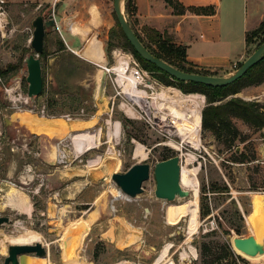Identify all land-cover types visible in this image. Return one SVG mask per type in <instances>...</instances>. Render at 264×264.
Returning <instances> with one entry per match:
<instances>
[{"label":"rangeland","instance_id":"1","mask_svg":"<svg viewBox=\"0 0 264 264\" xmlns=\"http://www.w3.org/2000/svg\"><path fill=\"white\" fill-rule=\"evenodd\" d=\"M62 5L69 9L59 10ZM50 8L54 9L57 27L46 31L44 50L47 55L39 56L44 88L43 93L34 98V109L41 114L45 106L44 115L64 119L66 132L49 138L32 134L19 123L12 127L5 125L0 135V189L8 188V184L21 188L30 195L33 211L27 215L7 207L0 191V216L13 220L0 226V264H4L9 245L36 242L46 247L47 257L40 262L35 259L32 264H264V213L256 225L247 222L255 197L259 192L264 195V127L256 128L233 118L239 130L235 140L226 134L217 138L203 128L202 145L197 149L184 148L185 153L194 156L188 168L193 169L199 189L197 231L191 233L190 217L174 218L167 211L170 201L178 205L187 197L165 200L154 194V165L176 152L169 146L156 145L163 137L143 117L128 116L120 108L126 101L145 115L134 100L118 94L120 86L114 74L106 73L100 97L96 93L98 69L104 64H115L112 51L120 47L129 51L123 45L114 0H0V118L15 111L12 103L3 99L4 86L10 87L15 80H20L22 88H28L24 59L34 52L31 47L33 20L39 14L47 16ZM123 13L144 45L150 51L157 50V44L150 41L146 30L137 27L134 17L127 12L126 0ZM78 17H82L78 23L82 29L92 27L84 36L75 33L76 53L62 41L60 25L69 28L71 24L68 23H74ZM96 40L104 46L105 61L97 62L83 55L85 47ZM263 41L262 33L251 36L239 63L242 64ZM176 62L190 68L185 61ZM10 64H18V67L3 75L1 71ZM238 68L216 73L228 77ZM147 71L157 89L180 88L176 82L165 83L158 74ZM232 97L255 100L264 106V81L243 86L226 99ZM115 123L121 126L118 136L112 133ZM87 130L98 134L97 146L84 154L76 153L69 136ZM138 143L150 152L142 162L151 164V176L136 198L117 196L120 189L105 167L93 170L88 179L66 176L75 169L86 168L91 159L108 156L118 159L119 169L125 171L141 161V157L135 155ZM51 150L56 151L55 158ZM238 157L245 162H236ZM85 181L87 183L83 184ZM76 183H82V189H78ZM185 190L190 192L188 197L194 193ZM100 198L102 201L97 205ZM52 207L57 210L56 217L50 215ZM81 223L86 229L71 248L65 242L67 230ZM232 236H258L263 243L254 255L241 250L238 253L232 245L235 239ZM186 248L191 253L188 259L182 260Z\"/></svg>","mask_w":264,"mask_h":264},{"label":"bare ground","instance_id":"2","mask_svg":"<svg viewBox=\"0 0 264 264\" xmlns=\"http://www.w3.org/2000/svg\"><path fill=\"white\" fill-rule=\"evenodd\" d=\"M124 6H125V0H121L120 8L122 12L124 11ZM116 53H117L115 57L116 63L113 64V68L119 71L117 81L120 86V90H121L120 92L128 96V98L134 100V104L140 105L143 104L144 101H146L147 105H150L146 99L152 97L153 102H155L156 105L167 107L173 113L174 117L179 119L178 123L180 126L182 137L184 138L183 140L185 142L192 141L194 148L195 149L199 148L202 145V133L200 132V124L202 123L203 96L200 94L185 95L180 93L179 90L177 89L171 90V89H166L164 87L157 89L156 85H154V83H151V81L148 79L147 81L144 82V86L153 88L155 90L153 95L150 96L149 91L146 90L145 88H141L140 85L138 84V80L135 77H133L128 72H125V65L122 64L123 61H126L125 57L119 51H117ZM102 66L103 67L98 69L100 71L96 76V80H97L96 93L98 94L99 97L103 89L104 74L106 73L105 69L108 67L106 64ZM120 108H122L128 116L139 117V113L135 105L133 104L123 101L120 104ZM187 108H190V110L187 111ZM186 111L190 112V116H191L190 118L185 113ZM14 112L15 113L12 116L13 121L25 127L32 134L46 135L49 138H52L54 136L63 135L66 132V128H65L66 122L62 118L36 113L35 111H32L30 109H16ZM189 126H191L192 128L193 127L196 128V130L194 131V138L192 140H190L186 136V132H184L185 128H188ZM120 130H121L120 123H115L114 130L112 133L118 136ZM69 137L73 141V144L77 151L76 153L80 152L81 154L82 153L84 154L90 151L91 149L95 148L98 143V134L96 135L95 133H92L88 130L73 133ZM171 145L173 148L178 150L182 148V144L176 141H172ZM50 154L52 158H55V156L57 155L55 150H51ZM149 154H150L149 150L143 144L141 143L136 144L135 155L141 157V161L146 160ZM182 155H183V160L181 162V166H182L181 185L184 189L193 190L194 193L192 194V196L187 197L186 199H184L182 203H179L178 205L170 201L169 203L171 204L168 207L167 211L168 214L174 218H180L181 216L190 217V232L194 233L197 231L196 221H197L198 209H199V195H198L199 189H198V183L194 181L195 178H193V172H194L193 169L188 168V164L191 162L194 156L192 153H185L184 151ZM119 164L120 163L116 158L114 159L113 157L110 156L106 158L98 157L96 159H91L89 165L86 168L75 169L73 172L67 173L66 176H68L69 179L85 178V177H87L88 179V177L90 176L93 170H96L101 167H105L109 172V176H112L113 173L120 170ZM99 172H97V174ZM86 183L87 181H85L83 184ZM81 184L76 183L75 186L79 189ZM8 186H9L8 188L0 189V191L3 192L2 194L3 198L6 199V202L3 203H5L7 207H13V209L19 210L23 214L30 215L33 211V202L31 200L30 195L14 184L11 185L8 184ZM116 195L125 196L126 194H124L121 190H119L116 192ZM103 197L105 198V194L102 196V198ZM102 198L99 199L97 205L100 204ZM105 202L106 201H104V203ZM263 202H264V195L262 192H259L255 197L253 211L249 216V219L247 220L249 225L251 226L256 225L259 219L261 218V216L263 215L264 213ZM56 214H57V210L56 209L53 210L52 207V209H50V215L52 217H56ZM91 216L94 217L95 214L93 213V215ZM253 216H255L256 218V222L254 223L251 222V218ZM115 220H117V216L115 217ZM87 222H89V220H87ZM85 229L86 227L84 223H81L76 227L73 226L69 227L65 236V242L69 244L71 248H74L76 241L85 231ZM190 240H191V235L188 237V242ZM36 243H41V242H36ZM234 243H235V239H234ZM19 244H24V243H19ZM192 249L193 248L191 247L190 251ZM183 251L184 254L182 255V260H186L190 256L191 252L189 253V251H187V248L184 249ZM46 257L47 255L46 256H37L35 254L25 255L24 259L21 260V264H32L35 259L39 260L40 262L41 258H46Z\"/></svg>","mask_w":264,"mask_h":264},{"label":"crops","instance_id":"3","mask_svg":"<svg viewBox=\"0 0 264 264\" xmlns=\"http://www.w3.org/2000/svg\"><path fill=\"white\" fill-rule=\"evenodd\" d=\"M179 1L189 8H206L210 11L197 13L187 10L177 14L165 0H135L137 10L133 17L137 27L148 31L157 30L163 37L185 46L186 61L195 68L214 72L215 75H218L216 71L238 68L249 45L247 34L264 19V0ZM67 7L62 5L59 10L69 9ZM81 21L82 17H78L74 23H68L71 24L69 28L60 25L62 41L76 53L78 45L75 33L84 36L92 27L82 29L78 24ZM83 55L97 62L105 61L102 42L96 40L87 45Z\"/></svg>","mask_w":264,"mask_h":264},{"label":"water","instance_id":"4","mask_svg":"<svg viewBox=\"0 0 264 264\" xmlns=\"http://www.w3.org/2000/svg\"><path fill=\"white\" fill-rule=\"evenodd\" d=\"M121 0H114V11L117 15L119 23L138 54L145 60L155 64L161 70L167 72L172 78L179 81H194L212 86H227L241 78L249 68L258 63L264 57V42L242 63V65L228 77L218 75H207L200 73H190L177 68L167 61L155 56L139 39L134 29L129 24L125 14L120 8ZM48 18L39 14L33 20V35L31 39V47L33 53L24 59L27 67L28 82L27 93L29 98L34 99L43 93L44 77L43 67L40 54L44 51V39L48 28L57 27L54 9H49ZM106 73L104 74L105 83ZM13 111L10 115L4 114V124L12 127L17 122L13 121ZM181 163L178 155H174L168 159L156 162L153 168L156 180V188L154 194L157 198L165 200H174L176 197H188L190 192L185 190L181 185ZM151 176V164L148 161H138L132 164L127 170H118L112 174V181L118 188L130 198H136L143 192V184ZM13 220L9 216H0V226L5 223H12ZM251 222H256L255 216L251 218ZM258 237V236H257ZM236 237L235 245L240 250L254 255L259 251L260 244L263 243L261 237ZM35 254L37 256H46L47 249L42 243L36 244H11L8 248V255L5 257L4 264H21V260L25 255Z\"/></svg>","mask_w":264,"mask_h":264},{"label":"trees","instance_id":"5","mask_svg":"<svg viewBox=\"0 0 264 264\" xmlns=\"http://www.w3.org/2000/svg\"><path fill=\"white\" fill-rule=\"evenodd\" d=\"M165 1L174 8L175 13L177 14H183L187 10L195 11L197 13H207L210 11L206 8L186 7L179 0ZM126 9L130 15L134 16L137 10L135 0H126ZM118 24L120 27V33L123 39L124 47L134 54V56L145 69L151 70L152 72L158 74V77H160L165 83L171 84L176 82L180 86V89L185 93L199 92L207 97V105L202 111V126L204 129L210 130L217 138H221L226 134L231 135L232 139L235 140L236 137H238L239 130L236 126H234L233 118H239L256 128L264 127V110H262L264 106H262L258 101H247L239 97L226 99L230 95L239 92L240 88L243 86L260 84L264 81V57L258 63L249 68L241 78L227 86H212L194 81H179L172 78L167 72L161 70L155 64L145 60L142 56H140V54H138L134 46L125 35L119 20ZM135 33L143 42L141 36L136 31ZM145 33H147V37L150 39V41L154 42L158 46L157 50H151L155 56L186 72L215 75L214 73L203 71L191 65L190 68H186L179 62L177 63L176 60L185 61V63H187V51L185 46L176 44L163 37V35L157 30H146ZM259 33L264 34V19L256 29L252 30V32L250 31L247 34V43L249 44L251 42V36L258 35ZM46 55V50L40 54L41 57ZM241 65L242 64L240 63L239 67ZM17 67L18 64H10L5 70H2L1 73L3 75L8 74L11 71H14ZM223 99L226 100L220 104H214L216 101ZM235 161L245 162V160L240 157L235 158ZM232 237L236 238V236ZM232 245L238 253H241V251L236 248L234 242H232Z\"/></svg>","mask_w":264,"mask_h":264},{"label":"built area","instance_id":"6","mask_svg":"<svg viewBox=\"0 0 264 264\" xmlns=\"http://www.w3.org/2000/svg\"><path fill=\"white\" fill-rule=\"evenodd\" d=\"M117 51L121 52V54L125 57L126 61H123L122 64L125 65V72H128L129 74H131L133 77H135L138 80V84L140 85L141 88H144V82L147 81L148 79L151 81V75H150V71H147L142 65L141 63L138 61V59L134 56V54L131 51H125L123 48H115L112 51V55L115 59L116 55H117ZM116 63V61H115ZM108 67L105 69L106 73L108 74H114L115 75V82L118 84L117 78H118V70L113 68V64L112 65H108L106 64ZM125 74V73H124ZM152 74V73H151ZM156 82V81H155ZM151 83H154L153 81H151ZM119 85V84H118ZM155 85V83H154ZM144 86V87H142ZM166 89H171V90H179L180 93L182 94H200L203 96V103H202V111L206 105V96L204 94L201 93H185L183 92L180 88H173V87H165ZM146 90L149 89V87H145ZM153 89V88H152ZM121 91V90H120ZM120 91H118V94H122ZM149 91V90H148ZM150 93V92H149ZM154 93V92H153ZM153 93H150V96L153 95ZM3 99L10 101L11 104V108L16 110V109H30L32 111H35L34 109V103H35V99H31L28 96L27 90H24L22 88L21 82L20 80H15L14 84L10 87L4 86V91H3ZM150 105H147V102L144 101V105L143 104H138V106H140L139 108L142 109V111L145 113V115L142 114V112L140 110H137L141 116H139L140 118H144L148 124L152 127L153 130H155V132H160L161 136L163 137V140L159 143H157L156 145H166L169 146L170 148H172L176 154L179 156L180 159V163L183 160V151L184 148L187 150L190 149H195L194 145L191 142H185L182 137L181 131H180V126H179V119L175 118L173 113L165 106H158L155 104V102H153V98H147L146 99ZM153 102V104H152ZM190 106V105H189ZM147 109V111H146ZM190 108H187V111H189ZM185 112L189 118L190 116V112ZM41 114H45V106L42 108V110L40 111ZM2 113V112H1ZM3 117L0 118V135H3V132L5 130V124L3 121ZM202 123L200 124V132L202 133ZM196 130V128H192L191 126H189L188 128H185L186 132V136L192 140L194 138V131ZM172 141H176L179 142L180 144H182V148L180 150L175 149L172 147L171 142ZM190 148V149H189Z\"/></svg>","mask_w":264,"mask_h":264},{"label":"flooded vegetation","instance_id":"7","mask_svg":"<svg viewBox=\"0 0 264 264\" xmlns=\"http://www.w3.org/2000/svg\"><path fill=\"white\" fill-rule=\"evenodd\" d=\"M46 18H48V15L47 16H45Z\"/></svg>","mask_w":264,"mask_h":264}]
</instances>
